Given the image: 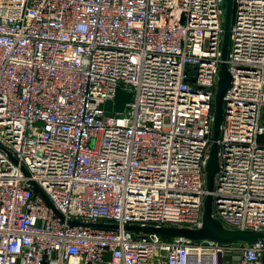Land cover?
<instances>
[{
    "label": "built area",
    "instance_id": "2783aa9c",
    "mask_svg": "<svg viewBox=\"0 0 264 264\" xmlns=\"http://www.w3.org/2000/svg\"><path fill=\"white\" fill-rule=\"evenodd\" d=\"M222 1L0 0V264H264L125 228L202 224ZM232 3L212 214L264 233V0Z\"/></svg>",
    "mask_w": 264,
    "mask_h": 264
},
{
    "label": "water",
    "instance_id": "95a60500",
    "mask_svg": "<svg viewBox=\"0 0 264 264\" xmlns=\"http://www.w3.org/2000/svg\"><path fill=\"white\" fill-rule=\"evenodd\" d=\"M223 38L221 43V63L220 70L214 95V111L212 123V141L208 151V158L205 166L206 172V189L208 191L203 203L202 224L197 228L188 226H140L136 224H127L125 228L133 231L135 234H157L165 238H186L194 241L210 240L219 243H230L235 241H244L252 243L257 237H264L263 232H254L250 230L231 229L225 227L219 219L212 214V194L215 176L219 170L218 157V139L220 136V128L223 119L224 96L231 85V73L226 63L227 51L230 39V25L232 20V0H223ZM131 91L124 90L117 86L112 99L106 100L102 104L105 115H113L114 113H122L126 104L131 98ZM34 189L41 194L45 202L53 207L49 198L43 191L34 184ZM55 213L62 215L55 209ZM70 224L89 225L102 228H117V224L103 222H81L79 220H69Z\"/></svg>",
    "mask_w": 264,
    "mask_h": 264
}]
</instances>
